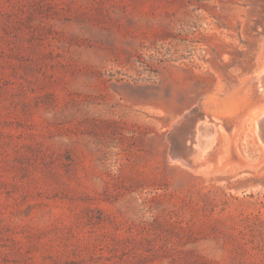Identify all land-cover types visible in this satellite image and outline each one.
<instances>
[{
	"label": "rangeland",
	"instance_id": "374dc122",
	"mask_svg": "<svg viewBox=\"0 0 264 264\" xmlns=\"http://www.w3.org/2000/svg\"><path fill=\"white\" fill-rule=\"evenodd\" d=\"M263 63L264 0H0V264H264Z\"/></svg>",
	"mask_w": 264,
	"mask_h": 264
},
{
	"label": "bare ground",
	"instance_id": "6f19581e",
	"mask_svg": "<svg viewBox=\"0 0 264 264\" xmlns=\"http://www.w3.org/2000/svg\"><path fill=\"white\" fill-rule=\"evenodd\" d=\"M263 73H264V63L262 65V67H261V70L258 73V76L259 77L257 79V82H255L256 83L255 85L257 87V91H258L259 94H264V88L261 87L262 85L260 84V82L262 81V75H263ZM261 113H262V115H259V116L255 117V123H253L254 124L253 125L254 126L253 127V131L254 132L253 131L252 132L255 133L259 137L258 140H260L259 141L260 143L258 145L260 146V148L262 149V151H264V136H262L261 130H260V127H261V119L264 117V107H263V112H261ZM211 124L212 123L209 120L204 119L202 121V124H200L199 126H197L196 129H195V141H196V145L192 146V148L190 149L191 153H193V155L195 156V160L197 158H199V159L202 160V158L204 159V157H206L205 160H207L208 159L207 156L209 154H211L212 152H214L215 149L217 148V144H218L217 141H218V136H219L218 134L219 133H218L217 128H215V130H213V131H211V130L208 129L209 125H211ZM262 124L264 125V119L262 121ZM196 163H197V160H196ZM189 164H190V162H189ZM201 164H203V163H201Z\"/></svg>",
	"mask_w": 264,
	"mask_h": 264
},
{
	"label": "water",
	"instance_id": "95a60500",
	"mask_svg": "<svg viewBox=\"0 0 264 264\" xmlns=\"http://www.w3.org/2000/svg\"><path fill=\"white\" fill-rule=\"evenodd\" d=\"M260 84L262 85L261 87L264 88V73H263V75H262V81L260 82ZM204 119H205V118L197 119L196 122H195V123H196V127L199 126L200 124H202V121H203ZM263 119H264V117L261 119V127H260V130H261V134H262V136H264V125L262 124ZM208 129L211 130V131L215 130L213 125H209ZM191 148H192V147H190V149H191ZM190 149H189V150H190Z\"/></svg>",
	"mask_w": 264,
	"mask_h": 264
}]
</instances>
